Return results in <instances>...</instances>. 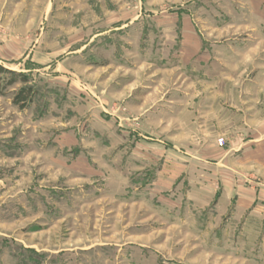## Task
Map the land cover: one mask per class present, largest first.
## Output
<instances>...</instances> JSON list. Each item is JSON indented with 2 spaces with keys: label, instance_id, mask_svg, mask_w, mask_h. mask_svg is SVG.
I'll list each match as a JSON object with an SVG mask.
<instances>
[{
  "label": "rangeland",
  "instance_id": "obj_1",
  "mask_svg": "<svg viewBox=\"0 0 264 264\" xmlns=\"http://www.w3.org/2000/svg\"><path fill=\"white\" fill-rule=\"evenodd\" d=\"M251 182L264 0H0V264H264Z\"/></svg>",
  "mask_w": 264,
  "mask_h": 264
},
{
  "label": "crops",
  "instance_id": "obj_2",
  "mask_svg": "<svg viewBox=\"0 0 264 264\" xmlns=\"http://www.w3.org/2000/svg\"><path fill=\"white\" fill-rule=\"evenodd\" d=\"M244 185V184H243ZM236 210H249L250 214L264 209V184L251 182L237 188Z\"/></svg>",
  "mask_w": 264,
  "mask_h": 264
},
{
  "label": "built area",
  "instance_id": "obj_3",
  "mask_svg": "<svg viewBox=\"0 0 264 264\" xmlns=\"http://www.w3.org/2000/svg\"><path fill=\"white\" fill-rule=\"evenodd\" d=\"M223 140L222 139H220V143L222 142Z\"/></svg>",
  "mask_w": 264,
  "mask_h": 264
}]
</instances>
